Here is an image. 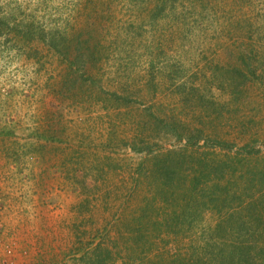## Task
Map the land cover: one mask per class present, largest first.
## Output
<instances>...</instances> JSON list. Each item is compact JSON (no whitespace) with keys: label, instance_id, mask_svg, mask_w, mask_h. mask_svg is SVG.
I'll list each match as a JSON object with an SVG mask.
<instances>
[{"label":"rangeland","instance_id":"obj_1","mask_svg":"<svg viewBox=\"0 0 264 264\" xmlns=\"http://www.w3.org/2000/svg\"><path fill=\"white\" fill-rule=\"evenodd\" d=\"M263 242L264 0H0V264Z\"/></svg>","mask_w":264,"mask_h":264},{"label":"trees","instance_id":"obj_2","mask_svg":"<svg viewBox=\"0 0 264 264\" xmlns=\"http://www.w3.org/2000/svg\"><path fill=\"white\" fill-rule=\"evenodd\" d=\"M217 167H220V164H218ZM221 169H222V168H221ZM220 171L223 172L224 170H223V169H222V170H217L215 173L217 174V172H220ZM158 172L161 174V171H160V170H159ZM165 172H166V170H165ZM221 172H220V173H221ZM163 174H164V173H162V175H163ZM194 184L196 185V183H194ZM195 185L192 186V187L195 188ZM214 206H215V205H214ZM215 208L218 209V207H216V206H215ZM218 210H219V209H218ZM238 230H239V228H238ZM261 246H264V242L261 243ZM260 249H261V250H264V247H261ZM261 256L264 258V255H261ZM262 264H264V262H263Z\"/></svg>","mask_w":264,"mask_h":264}]
</instances>
